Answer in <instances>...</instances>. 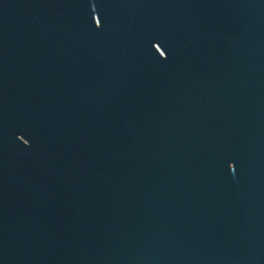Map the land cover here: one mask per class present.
Here are the masks:
<instances>
[{
	"label": "water",
	"instance_id": "1",
	"mask_svg": "<svg viewBox=\"0 0 264 264\" xmlns=\"http://www.w3.org/2000/svg\"><path fill=\"white\" fill-rule=\"evenodd\" d=\"M0 264H264V0H0Z\"/></svg>",
	"mask_w": 264,
	"mask_h": 264
},
{
	"label": "snow or ice",
	"instance_id": "2",
	"mask_svg": "<svg viewBox=\"0 0 264 264\" xmlns=\"http://www.w3.org/2000/svg\"><path fill=\"white\" fill-rule=\"evenodd\" d=\"M157 47L161 48V45H160V44H158V45H157Z\"/></svg>",
	"mask_w": 264,
	"mask_h": 264
}]
</instances>
